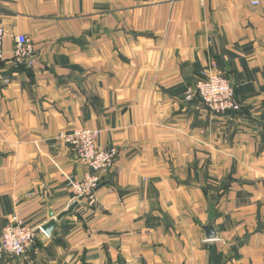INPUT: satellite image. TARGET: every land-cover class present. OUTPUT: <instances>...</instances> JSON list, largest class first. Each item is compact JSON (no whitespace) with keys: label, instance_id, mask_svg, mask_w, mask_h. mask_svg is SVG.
I'll return each instance as SVG.
<instances>
[{"label":"crops","instance_id":"obj_1","mask_svg":"<svg viewBox=\"0 0 264 264\" xmlns=\"http://www.w3.org/2000/svg\"><path fill=\"white\" fill-rule=\"evenodd\" d=\"M0 232L38 229L0 264H264V0H0ZM27 35L33 63L11 49ZM210 69L241 109L187 89ZM98 129L117 149L94 201L91 172L57 139ZM211 225L215 236L207 238Z\"/></svg>","mask_w":264,"mask_h":264},{"label":"built area","instance_id":"obj_2","mask_svg":"<svg viewBox=\"0 0 264 264\" xmlns=\"http://www.w3.org/2000/svg\"><path fill=\"white\" fill-rule=\"evenodd\" d=\"M250 3L257 5L259 0H250ZM4 36L5 29L0 20V61L4 54ZM11 54L16 65H31L34 50L30 38L25 34L15 35ZM194 97H197L205 109L213 114L224 115L238 112L241 109V103L236 97L232 83L226 76L216 73L212 69L187 89L185 98L192 99ZM99 132L98 129L78 126L68 132H60L56 137L70 146L80 163L92 170L80 180L69 178L74 201H80L83 198L89 199L90 202L94 201L100 181L98 173L110 169L117 159V149L99 146ZM37 230L27 226L17 216L12 217L1 228L0 251L13 257L26 255L35 241Z\"/></svg>","mask_w":264,"mask_h":264},{"label":"water","instance_id":"obj_3","mask_svg":"<svg viewBox=\"0 0 264 264\" xmlns=\"http://www.w3.org/2000/svg\"><path fill=\"white\" fill-rule=\"evenodd\" d=\"M77 201H73V203L68 207L67 210L59 213L55 219H50L49 221H47L42 227L41 229L47 233V234H50L52 229L54 228L55 224H56V220H58L61 216L69 213L70 211H72V209L75 207ZM205 232H206V237L207 238H213L215 236V233H214V230L212 228L211 225H209L206 229H205Z\"/></svg>","mask_w":264,"mask_h":264}]
</instances>
